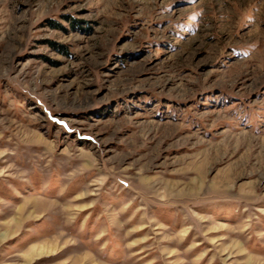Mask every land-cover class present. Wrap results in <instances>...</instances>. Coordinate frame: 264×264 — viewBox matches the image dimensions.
Returning a JSON list of instances; mask_svg holds the SVG:
<instances>
[{
  "label": "rangeland",
  "instance_id": "obj_1",
  "mask_svg": "<svg viewBox=\"0 0 264 264\" xmlns=\"http://www.w3.org/2000/svg\"><path fill=\"white\" fill-rule=\"evenodd\" d=\"M0 264H264V0H0Z\"/></svg>",
  "mask_w": 264,
  "mask_h": 264
},
{
  "label": "bare ground",
  "instance_id": "obj_2",
  "mask_svg": "<svg viewBox=\"0 0 264 264\" xmlns=\"http://www.w3.org/2000/svg\"><path fill=\"white\" fill-rule=\"evenodd\" d=\"M33 251V250H32Z\"/></svg>",
  "mask_w": 264,
  "mask_h": 264
}]
</instances>
